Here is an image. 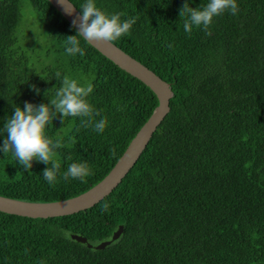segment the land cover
<instances>
[{
  "label": "trees",
  "instance_id": "trees-1",
  "mask_svg": "<svg viewBox=\"0 0 264 264\" xmlns=\"http://www.w3.org/2000/svg\"><path fill=\"white\" fill-rule=\"evenodd\" d=\"M25 1L52 40L46 53L54 60L41 69L29 53L36 47L25 49L16 36ZM72 2L82 12L83 0ZM184 3L97 0L107 12L135 18L114 43L171 83V110L120 184L94 206L47 218L0 211V264H264V0H238V14L216 17L211 35L184 32ZM75 31L49 0H0V127L16 105L54 99L57 73L92 82L96 119L109 121L97 133L81 118L58 115L49 128L65 145L57 150L61 174L86 160L94 171L86 182L61 176L49 185L43 173L50 165L24 169L0 152L1 195L54 201L88 190L158 105L149 86L90 43L81 41L84 56L67 54L66 36ZM106 240L100 249L87 244Z\"/></svg>",
  "mask_w": 264,
  "mask_h": 264
},
{
  "label": "clouds",
  "instance_id": "clouds-1",
  "mask_svg": "<svg viewBox=\"0 0 264 264\" xmlns=\"http://www.w3.org/2000/svg\"><path fill=\"white\" fill-rule=\"evenodd\" d=\"M61 2L65 4V0ZM79 7L82 9L81 16L72 22L75 34L66 36L64 42L65 51L70 56L85 55V49L81 46L82 40L90 44L97 40L115 42L129 35L136 22L135 18L122 19L119 12L103 10L98 6L97 0H83ZM226 12L238 14V0H207V3L200 7H192L189 0H185L180 11V16L184 17L183 30L190 34L194 28H203L211 35L208 30L214 19ZM37 38L40 43L43 42L39 35ZM57 78L61 86L49 103L36 104L25 101L23 106L14 107L11 117L0 127V134H7L0 144V152L5 155L11 153L24 169H31L34 161L50 165L43 173V179L49 185H55L61 176L64 180L71 178L86 182V179L94 174L92 166L86 160L72 162L61 174L57 150L65 145L62 139H54L49 135V128L58 115L63 119L81 118L85 127H92L97 133H103L109 121L107 117L96 119L100 117L101 110L89 99L94 92L92 82H80L67 75L61 79L59 73ZM33 88L39 94L40 90L35 85Z\"/></svg>",
  "mask_w": 264,
  "mask_h": 264
},
{
  "label": "water",
  "instance_id": "water-1",
  "mask_svg": "<svg viewBox=\"0 0 264 264\" xmlns=\"http://www.w3.org/2000/svg\"><path fill=\"white\" fill-rule=\"evenodd\" d=\"M49 1L71 25L74 19H78L81 16L82 12L73 2V4L71 3V0H65V4L61 0ZM91 45L121 69L149 86L158 98V105L129 142L127 148L108 174L88 190L70 198L54 201H28L0 194V211L23 217L47 218L74 214L94 206L120 184L141 156L157 126L170 112V100L174 96L170 82L161 78L147 65L128 54L114 42L97 40ZM123 229V225L121 224L114 231L112 239L119 237ZM73 238L85 243L87 242V238L81 235L74 234ZM110 243L111 240H106L97 245L87 244L100 249Z\"/></svg>",
  "mask_w": 264,
  "mask_h": 264
},
{
  "label": "rangeland",
  "instance_id": "rangeland-1",
  "mask_svg": "<svg viewBox=\"0 0 264 264\" xmlns=\"http://www.w3.org/2000/svg\"><path fill=\"white\" fill-rule=\"evenodd\" d=\"M34 28V29H33ZM37 32H36V31ZM47 27L41 21L38 13L28 2H24L22 7L21 21L16 33L18 43L25 49L36 47V51H30L37 69H41L54 60L53 51L47 55L46 50L51 46V38L46 35ZM38 33V34H37ZM43 41L40 43L37 36Z\"/></svg>",
  "mask_w": 264,
  "mask_h": 264
}]
</instances>
